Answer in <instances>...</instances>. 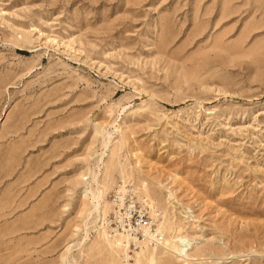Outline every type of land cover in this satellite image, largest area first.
Returning a JSON list of instances; mask_svg holds the SVG:
<instances>
[{"label": "rangeland", "instance_id": "374dc122", "mask_svg": "<svg viewBox=\"0 0 264 264\" xmlns=\"http://www.w3.org/2000/svg\"><path fill=\"white\" fill-rule=\"evenodd\" d=\"M131 186L152 264H264V0H0V264H148Z\"/></svg>", "mask_w": 264, "mask_h": 264}, {"label": "built area", "instance_id": "2783aa9c", "mask_svg": "<svg viewBox=\"0 0 264 264\" xmlns=\"http://www.w3.org/2000/svg\"><path fill=\"white\" fill-rule=\"evenodd\" d=\"M135 192L132 186L118 189L111 199V211L101 219L111 237L121 240L127 254L135 253L141 245L156 244L164 238L157 217L155 219L152 210L138 200Z\"/></svg>", "mask_w": 264, "mask_h": 264}, {"label": "bare ground", "instance_id": "6f19581e", "mask_svg": "<svg viewBox=\"0 0 264 264\" xmlns=\"http://www.w3.org/2000/svg\"><path fill=\"white\" fill-rule=\"evenodd\" d=\"M108 140V139H107ZM108 144V143H107ZM106 164V163H105ZM104 164V165H105ZM89 169V168H88ZM87 173V172H86ZM86 175V174H84ZM86 178V177H85ZM88 179V178H87ZM86 180V179H85ZM87 186V185H86ZM85 186V187H86ZM85 193L88 194V192L90 193L91 197H92V206L95 210L99 211L100 210V206H101V203H100V196L103 195V191L101 189H97V191H93V190H89V188L86 187L85 191H83ZM84 193V194H85ZM83 194V195H84ZM88 196V195H86ZM150 207L153 208V205L151 204ZM161 230V229H160ZM175 230V229H174ZM162 232V231H161ZM105 240L106 242L110 245V246H114V245H119L121 244V240L120 239H117L115 238L114 240H110L108 237L106 238L105 237ZM165 240V236L163 238V240L159 243H156L155 245L157 244H160L162 243L163 241ZM172 240V241H171ZM191 240L192 239H189V237L187 236H184L183 234L181 233H177V234H174L170 241L169 240H166L167 242H171V250L172 252L176 255V257L180 260H183V261H187V260H190L192 258V256L194 255L193 252H190V250L192 249L191 248ZM169 244V243H168ZM107 245V244H106ZM122 245V244H121ZM145 245L147 246H150V244H144V245H141V246H144L141 248V250L138 252V255H141V254H144V259H147L148 260V264H152L154 261H155V255L153 252H147L149 249L148 247H145ZM153 245V244H151ZM167 245V244H166ZM140 246V247H141ZM164 247V246H163ZM156 249V247H152L151 248V251ZM146 253H149L148 256Z\"/></svg>", "mask_w": 264, "mask_h": 264}]
</instances>
